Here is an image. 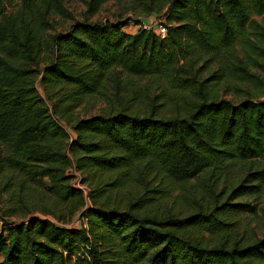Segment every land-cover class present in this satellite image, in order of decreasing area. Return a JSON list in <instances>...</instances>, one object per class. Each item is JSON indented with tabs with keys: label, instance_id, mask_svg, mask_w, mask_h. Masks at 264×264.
<instances>
[{
	"label": "trees",
	"instance_id": "1",
	"mask_svg": "<svg viewBox=\"0 0 264 264\" xmlns=\"http://www.w3.org/2000/svg\"><path fill=\"white\" fill-rule=\"evenodd\" d=\"M105 1L51 36L58 0H0V264H264L231 202L264 192V0L89 20ZM160 18L164 37L123 29ZM90 99L106 107L79 116Z\"/></svg>",
	"mask_w": 264,
	"mask_h": 264
},
{
	"label": "rangeland",
	"instance_id": "2",
	"mask_svg": "<svg viewBox=\"0 0 264 264\" xmlns=\"http://www.w3.org/2000/svg\"><path fill=\"white\" fill-rule=\"evenodd\" d=\"M4 3L5 12L8 14L14 13L17 8H19V4L21 3V0H1ZM87 0H58L57 7L58 9H54V11L50 12L51 14V23L53 24V29L49 31V35H54V33L61 32V31H67L70 27V25L75 21H80L84 17V13L87 9L86 5ZM64 9L63 13H60V8ZM123 13L124 16H132L137 18H145L143 15L140 14L139 9L131 8L129 6V3L125 0H106L101 4L98 11L90 16L91 21H116L119 19V14ZM260 20L261 17H258ZM140 27V24L135 23L134 21H131L126 25L123 29L127 33H135L138 28ZM48 33V32H47ZM46 33V34H47ZM48 35V34H47ZM201 65H204L201 64ZM252 72H255L264 79V71L259 67H252ZM122 82L125 81V77L121 75ZM129 83V81H128ZM141 84H145L146 82L140 81ZM235 83H238L235 81ZM164 83H159V87H156V84L151 83V86H153V90L156 94L160 93V89L162 86H164ZM251 86V85H250ZM110 90H115L112 86H110ZM244 89H248V84H243ZM252 87V86H251ZM223 90L220 91L221 95L225 96L226 98H241L244 94L243 91H237L236 89L231 90ZM117 90H120V93L123 92L122 87L118 88ZM236 90V91H235ZM238 93V95H237ZM241 93V94H239ZM261 98H264V93H262ZM105 103L101 99H93V100H87L84 102L81 106H79L76 109V113L79 116L85 117L92 115L94 113L99 112L101 109H104ZM238 170V169H237ZM75 177H79V173L75 174ZM251 182H246L244 184H250ZM255 184V182H252ZM86 188V192H88V186H84ZM246 189H240L236 191L233 194L234 200H231V202H247L249 203L250 207L252 208L250 211H246L244 213H241V226H245V232L248 235L255 234L257 236H262L264 234V192H261L260 194H244L240 197H237L239 193L242 191H245ZM4 196H2L3 198ZM237 197V198H235ZM1 198V199H2ZM0 199V200H1ZM254 211L256 214H254ZM30 214L31 216L35 215ZM24 218V217H23ZM22 216H13L7 221L17 222L21 221Z\"/></svg>",
	"mask_w": 264,
	"mask_h": 264
},
{
	"label": "built area",
	"instance_id": "3",
	"mask_svg": "<svg viewBox=\"0 0 264 264\" xmlns=\"http://www.w3.org/2000/svg\"><path fill=\"white\" fill-rule=\"evenodd\" d=\"M140 27H142L145 30H153L160 37H164L167 32V28L164 24L163 18L156 19L153 23H142ZM75 174H78V173L75 172ZM75 184L77 187L83 190L84 193H86V188L84 187L85 185H82L78 179L75 180Z\"/></svg>",
	"mask_w": 264,
	"mask_h": 264
}]
</instances>
